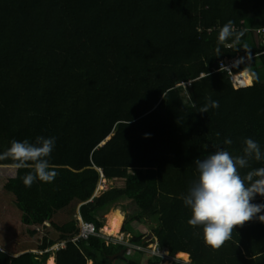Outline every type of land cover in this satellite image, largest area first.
Here are the masks:
<instances>
[{"label": "trees", "instance_id": "1", "mask_svg": "<svg viewBox=\"0 0 264 264\" xmlns=\"http://www.w3.org/2000/svg\"><path fill=\"white\" fill-rule=\"evenodd\" d=\"M229 20L244 32L231 48L217 43ZM262 26L264 0H0V153L12 140L55 137L47 159L58 172L26 187L30 169L0 161V264H42L61 242L54 264H158L142 249L113 256L127 244L100 232L71 240L78 213L98 229L97 209L119 198L134 204L125 221L143 227L122 225L129 243L185 252L189 264H264V223L237 227L213 250L181 199L196 159L217 148L241 155L246 138L264 151ZM234 57L243 61L231 73L259 81L234 87L230 72L213 70ZM209 98L219 107L198 112ZM102 178L121 184L96 194Z\"/></svg>", "mask_w": 264, "mask_h": 264}, {"label": "clouds", "instance_id": "2", "mask_svg": "<svg viewBox=\"0 0 264 264\" xmlns=\"http://www.w3.org/2000/svg\"><path fill=\"white\" fill-rule=\"evenodd\" d=\"M243 35L244 32L236 31L233 22L229 20L220 28L217 43L225 47H235L240 44ZM216 52L217 55L221 53L219 46L216 48ZM224 60L231 59H222V61ZM231 74L230 72V79L234 83ZM201 75L203 74L201 73ZM205 75L207 77L209 74ZM258 81V75L255 72H250L249 84ZM178 84L186 86L190 82L182 81ZM191 106L196 107L194 102L191 103ZM218 107L219 101L209 98L198 112L207 113L210 108ZM219 135L217 133V136ZM55 142V137L45 138L43 136L36 137L34 143L27 139L12 140L10 147L0 153V161L10 160L11 167L16 170L30 169L23 177V184L26 187H31L37 180L50 183L58 175L47 159L53 151ZM223 143L231 145L233 141L231 138H226ZM243 144L241 155L233 156L224 148H217L205 158L196 159L198 178L191 184L187 194L181 196L184 205L191 210V218L187 221L188 225L193 228H202L204 243L213 250H219L226 242L230 241L237 227H242L254 219L264 223V214H261L264 213V203H253L256 196L264 197V167L251 168L250 166L252 161H264V151L261 150L259 143L252 138L244 139ZM243 169L250 170L242 174L241 170ZM102 180L103 178L99 185ZM123 240L128 242V239ZM152 244L154 245V243ZM124 251V254L127 255L133 252L128 254L126 250Z\"/></svg>", "mask_w": 264, "mask_h": 264}, {"label": "rangeland", "instance_id": "3", "mask_svg": "<svg viewBox=\"0 0 264 264\" xmlns=\"http://www.w3.org/2000/svg\"><path fill=\"white\" fill-rule=\"evenodd\" d=\"M241 60L242 59H240V61ZM239 71H236V72L232 73L231 77H233V75L238 73ZM248 73H249V71H248ZM233 79H234L233 80L234 81V83H233L234 87H240L242 85H245L243 83H240V81L236 80L234 77H233ZM248 85H249V83H248ZM120 184H121V181H119V180L113 181V180H105V179H103L101 181V187L100 188L97 187L95 193L98 194L103 189H105V188H107L109 186L120 185ZM115 207L118 208L121 211V213L123 214V218L121 220L120 228L118 230L119 232H116L114 234V236L106 234V235L109 236L108 238L110 240H117L118 242H120V241H124L123 239H127L128 233H126L125 231L122 230V224L125 226L126 229H128L130 231L131 230L134 231L135 229H137V230L143 229V227L141 225H140L141 227H139L138 223H134L133 221L130 222L128 220L125 221V219H127L129 216H131L133 214V212H135L134 211V204H133L132 200H130V199L119 198V199L115 200L113 203H111L110 205H105L104 207H101V208L97 209V211H96V213L94 215L98 219V221L100 222V227L98 228V231L103 233V231H102V227L103 226L102 225H104V223L106 221V215L108 214V212L112 208H115ZM146 222H145V224L147 225L148 222L147 223ZM133 231H131V232H133ZM145 239H147V238H145ZM152 243H154V242L149 241L147 243H139L137 245V247H139L140 249L145 250L147 252L157 254L158 256L161 257V260H169L170 264H173V263H176V264H189L190 263L188 257H187V259H183L180 256H178L177 254H174L173 256L167 255L166 253L161 252L157 248L152 247L153 246ZM50 255H52V257L54 259V253L51 252ZM88 263H90V261H88ZM160 263H158V264H160ZM42 264H47V258L42 262Z\"/></svg>", "mask_w": 264, "mask_h": 264}, {"label": "built area", "instance_id": "4", "mask_svg": "<svg viewBox=\"0 0 264 264\" xmlns=\"http://www.w3.org/2000/svg\"><path fill=\"white\" fill-rule=\"evenodd\" d=\"M261 30H264V26H262L261 28H260V30L259 31H261ZM243 60H241L240 61V59L239 58H233V59H231V60H224V61H222V60H220L219 62H218V65H217V68H216V70H218V69H226L228 72H230V69L235 65V64H237V63H239V62H242ZM215 70V69H214ZM215 70V71H216ZM77 219L79 220V223H80V225H79V232H78V234L76 235V236H74L71 240L72 241H77V240H79V239H86L89 235H92V234H96L97 232H100V231H98V229H96V226H95V224L93 223V222H91V221H88V220H84L80 215H79V213L77 214ZM101 234H103V235H105L106 237H109L108 235H106V234H104V233H102V232H100ZM113 242H118L117 240H112ZM120 242H123V243H125V244H127V248H126V252L129 254V253H131L134 249H140L139 247H137V245H135V244H131V243H129V242H127V241H120ZM64 245V243L63 242H61V243H59V244H54L51 248H50V250H55V249H57L58 247H62ZM152 247H154V245L152 246Z\"/></svg>", "mask_w": 264, "mask_h": 264}, {"label": "bare ground", "instance_id": "5", "mask_svg": "<svg viewBox=\"0 0 264 264\" xmlns=\"http://www.w3.org/2000/svg\"><path fill=\"white\" fill-rule=\"evenodd\" d=\"M233 77L236 80H239L240 83H243L245 85H248L249 83V73L247 69L240 70L238 73L234 74ZM100 187H101V184L98 186V188ZM121 220H122V214L119 212V210L117 209L110 210V212H108V214L106 215V221L104 225H102L103 233L114 236L116 232H119L118 230L120 228ZM177 255L183 259H187V255L184 253L178 252ZM53 261L54 259L52 255H50L47 258V264H53L54 263ZM160 264H170V261L162 260Z\"/></svg>", "mask_w": 264, "mask_h": 264}, {"label": "water", "instance_id": "6", "mask_svg": "<svg viewBox=\"0 0 264 264\" xmlns=\"http://www.w3.org/2000/svg\"><path fill=\"white\" fill-rule=\"evenodd\" d=\"M107 138H109V137H107ZM106 138V139H107ZM104 142V141H103ZM102 142V143H103ZM153 235H152V233L151 232H149L147 235H146V237L145 238H150V237H152ZM122 254H123V250H119L117 253H115L113 256H122Z\"/></svg>", "mask_w": 264, "mask_h": 264}, {"label": "crops", "instance_id": "7", "mask_svg": "<svg viewBox=\"0 0 264 264\" xmlns=\"http://www.w3.org/2000/svg\"><path fill=\"white\" fill-rule=\"evenodd\" d=\"M264 36V35H263ZM263 39H264V37H263ZM257 41H258V39H257ZM113 209H117V210H119L118 208H112L111 210H113ZM110 212V211H109ZM119 212L121 213V211L119 210ZM122 214V213H121ZM122 218H123V214H122ZM178 252H180V253H184V254H186L185 252H182V251H178ZM178 252H176V254L178 253ZM187 255V254H186ZM187 257H188V255H187ZM89 264V263H88ZM114 264H115V262H114ZM117 264H121V262H119V263H117Z\"/></svg>", "mask_w": 264, "mask_h": 264}]
</instances>
